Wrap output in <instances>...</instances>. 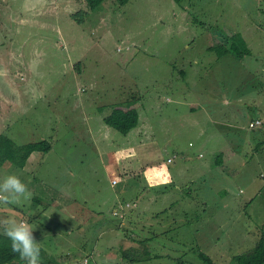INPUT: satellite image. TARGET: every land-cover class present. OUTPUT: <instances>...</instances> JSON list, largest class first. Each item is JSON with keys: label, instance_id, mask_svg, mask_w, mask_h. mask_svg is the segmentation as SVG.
Segmentation results:
<instances>
[{"label": "rangeland", "instance_id": "1", "mask_svg": "<svg viewBox=\"0 0 264 264\" xmlns=\"http://www.w3.org/2000/svg\"><path fill=\"white\" fill-rule=\"evenodd\" d=\"M235 36L243 39L235 44L245 56L238 59L235 51L218 56L213 47L230 46ZM120 105H142V124L128 134L99 120ZM213 112L222 123L229 118L228 124L231 119L240 128L216 124ZM256 115H264V0H106L94 11L86 0H0V134L17 146L52 144L27 168L12 161L2 166L0 180L16 174L31 196L0 203V220L15 217L38 226L39 246L57 253L56 264H84L86 257L75 262L84 255L77 243L85 239L59 242L55 232L64 236L68 228L77 229L103 212L108 217L114 208L115 189L105 178L112 180L105 169L111 158H102L103 149L113 146L115 153L119 145L156 136L158 142L169 139L165 156L176 153L177 161L215 165V129H222L221 136L227 135L244 159L237 157L229 177L212 180L206 174L205 184L199 177L179 188L173 184L168 199L175 208H183L188 196L195 206L199 202L196 207L229 203L230 213L219 215L225 224L205 227V234L218 237L213 257L207 253L212 263L193 245L195 225L184 230L164 215L161 229L169 238L148 244L146 236H134L142 240V260L126 264H231L227 258L235 260L231 254L240 251L232 228L247 229L263 218L253 216L252 208L264 214V132L249 123ZM70 187L76 200L67 196ZM256 189L262 191L246 206ZM128 219L140 221L131 212ZM105 233H98L99 251L90 254L89 264L123 257Z\"/></svg>", "mask_w": 264, "mask_h": 264}, {"label": "crops", "instance_id": "2", "mask_svg": "<svg viewBox=\"0 0 264 264\" xmlns=\"http://www.w3.org/2000/svg\"><path fill=\"white\" fill-rule=\"evenodd\" d=\"M181 71L183 72L184 69ZM159 99H162V96H159ZM168 99L169 98H166V100ZM133 108H136L139 112V122L136 126L141 125L143 121L141 113L142 105L137 107L134 106ZM159 108L160 106L157 108L155 107V110H158ZM112 111L113 109L104 111V114L99 117L100 122L108 124L106 122V118L112 113ZM210 114L213 116L217 115V119L214 120L216 124L217 120L219 125L222 123L221 115L219 116L216 112ZM256 119H260L262 121V123L257 127V131L260 130L261 132H264V115H256L255 117H252L249 123ZM227 120H229V118H225V122L222 123L224 127L234 124L233 127L235 129L240 128L237 121L232 122L230 119L231 123L228 124ZM221 130L222 129L218 131L216 129L214 130V135H217L216 151L219 152L218 158L215 159V165H209L207 162L200 163L186 159L177 161L176 153L172 155L167 153V156H165L164 152H167L169 139L166 141L167 143H165V141L158 142L156 140V136L154 135V138L151 141L141 142L138 140L137 142L125 147H121V145H119L120 147L117 148L115 153H113V146L109 147L107 151L103 149L104 153L102 158L106 160L111 158L107 161L105 169L107 173L112 176V180L110 176H105V178L108 179L110 187L115 189L113 195L110 196L111 201L114 202L113 210L109 212L108 217H105L106 213L103 212L102 214L92 217V219H90L86 224L80 222V226H78L77 229H74L73 227L68 228V230L64 232V236H62L59 232H55V237L59 240V242H62V240L71 241V238L76 236L78 238L85 239V244L83 242L77 243L76 248L83 250L84 255L82 258H75L78 260L75 262L79 263L83 260V258L85 259V257L90 261V254L99 251L98 247H100V243L97 241L98 233L102 234L104 231L107 232L105 235L107 238H110V244L117 247L118 249H116V251L118 250L121 254L123 250L140 248L142 240H137L134 236L137 238L146 236L148 244H155L156 240L160 241L164 238H169L167 235L168 230L163 231L161 229L164 225L162 222L166 220V218H163L162 216L169 215L167 219L168 223H172L176 227H183L184 230H186L187 226L195 225V231L197 232V238H195V240L197 243H194L193 245L197 248H201L203 252L208 253L211 257H213L212 254L215 253L213 248L216 247L218 237H214L213 234H210L209 236L205 234V227L208 223L211 224L210 226L220 225L219 223L222 220L220 221L219 215L230 213L229 211L231 208L229 207V203L223 202L219 207L210 206L208 204L196 207L199 202L196 203L195 206L192 202L194 201V197L188 196L184 198L183 203L181 204L183 208H175L172 204L169 205L168 199L169 193L174 189L172 187L173 184H175V186L178 185V188L180 187V184H192L194 179L191 177H199V179L205 184L206 174L212 175V177L206 179L216 180L217 176L218 178L222 177V175L228 176L234 171L236 168L235 160L237 157L242 158V155L237 151L236 144L232 141L229 142L227 135L221 136ZM131 131L132 130H130V132ZM239 132V130L238 132L236 131L237 134H240ZM251 137H254V135ZM261 143L264 144V137L261 138ZM41 153V151L33 152L29 157L25 168H27L28 165L35 160L38 162L40 157L39 155H41ZM170 157H174L171 162L168 160ZM243 159L244 158H242V160ZM261 176L264 177V172L261 173ZM114 181L116 182L114 183ZM98 184L101 183L99 182ZM169 185L171 187H168ZM261 191L262 189H256L247 197L244 204L251 207ZM59 194L60 197H63L61 191ZM75 194V187H70L67 196H70L71 200H76ZM108 198L105 200L106 206L110 202H108ZM122 201H124L123 204ZM118 204L119 206H117ZM128 204L130 205L128 206ZM215 208H217V210ZM118 209L124 213V218L119 219L118 216L113 215L114 211ZM250 210L253 216L261 214L263 215V218L258 220V222H254L250 225V228L247 229L236 230L232 228L236 233L234 239L239 240V243H232L238 245L240 250L237 253H232V256L251 252L257 246L264 232V214H262L261 210L258 209L255 210V213L254 208ZM194 211L197 214L195 218L192 216H189L188 218L185 217L188 214L194 213ZM129 212H131L134 218L140 221H130L128 219ZM140 216H142V218ZM144 216L149 217L147 219V223L142 225L140 223L143 222ZM222 224H225V221H222ZM98 225H101V227L98 228ZM146 225H149V228ZM108 226L115 227L110 228ZM33 228L35 236L37 239L41 240L39 227L34 226ZM146 228H148L151 232L149 236H147L148 230L147 234H143ZM123 229L133 231L134 234L128 233V235H124L121 232ZM91 231H93V233H90ZM200 232H202V234L199 236ZM129 235H131V237ZM86 242H90V245L86 244ZM40 247L46 250L43 246ZM208 247L211 248L212 251H209L207 249ZM190 249L194 248L192 247ZM71 250L73 251L75 248ZM72 251L67 252L65 255L70 254ZM56 255L57 253H52L51 251L42 255V258H40L41 264H56V261H60L56 258ZM227 259L230 260L231 264H240L233 258L229 257ZM44 260L48 262L45 263ZM106 261L111 264H126V261L128 260L124 257L118 256L116 258H107ZM23 262L26 264L25 261ZM71 262H73L72 259L69 263Z\"/></svg>", "mask_w": 264, "mask_h": 264}, {"label": "trees", "instance_id": "3", "mask_svg": "<svg viewBox=\"0 0 264 264\" xmlns=\"http://www.w3.org/2000/svg\"><path fill=\"white\" fill-rule=\"evenodd\" d=\"M88 3V7L90 11H94L99 9L102 3L106 0H86ZM180 2L182 0H176ZM122 2H127V0H122ZM241 37H232L233 44L227 45L222 43L219 46H214L213 48L218 52V56H224L230 53L236 55L238 59H242L245 56V53L242 49H240L235 43L241 45L243 43V39ZM229 37H226V40ZM243 41V42H242ZM249 50V49H248ZM249 52V51H248ZM247 52V53H248ZM106 122L115 127L117 130L121 131L124 134H128L132 128H134L139 122V112L136 108L131 106H118L113 109L112 113L106 118ZM256 128V127H255ZM52 149V144L48 140H41L36 142H29L22 146H17L14 140L6 134H0V171L2 166L7 161H12L16 166L20 168H25L27 161L31 154L35 151L46 152ZM41 249L40 258L42 255L49 253L46 250ZM200 256L204 261L208 263H212L211 258L207 255V253L202 250L199 251ZM141 250L140 248H131L122 251V255L129 262H140L141 258ZM44 257V256H43ZM235 260L240 264H264V232L261 236L260 241L257 246L251 251L247 253H242L235 255ZM48 259V258H46ZM45 263L48 261L44 260ZM24 264L23 260H21L20 256L17 253H13L11 251V241L2 234V230H0V264Z\"/></svg>", "mask_w": 264, "mask_h": 264}, {"label": "clouds", "instance_id": "4", "mask_svg": "<svg viewBox=\"0 0 264 264\" xmlns=\"http://www.w3.org/2000/svg\"><path fill=\"white\" fill-rule=\"evenodd\" d=\"M30 196L27 185L16 174H8L0 180V203H15L22 197L27 199ZM33 229L27 221L15 217L0 220V230L11 241V251L17 253L26 264H41V249Z\"/></svg>", "mask_w": 264, "mask_h": 264}, {"label": "built area", "instance_id": "5", "mask_svg": "<svg viewBox=\"0 0 264 264\" xmlns=\"http://www.w3.org/2000/svg\"><path fill=\"white\" fill-rule=\"evenodd\" d=\"M262 123V121L260 120V119H256V120H254V121H252L251 123H250V126L251 127H258L260 124ZM174 159V157H170L168 160L171 162L172 160ZM116 181H114V183H115ZM114 213H115V215H120L121 217H123L124 215H123V213H120L119 211H114ZM88 263V259L86 258L85 260H84V264H87Z\"/></svg>", "mask_w": 264, "mask_h": 264}]
</instances>
